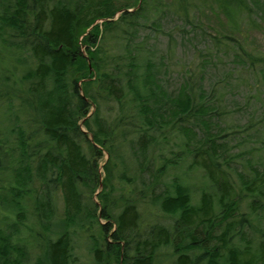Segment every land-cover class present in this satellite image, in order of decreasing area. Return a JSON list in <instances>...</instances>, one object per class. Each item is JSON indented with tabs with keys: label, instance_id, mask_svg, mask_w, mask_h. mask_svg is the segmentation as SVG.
Masks as SVG:
<instances>
[{
	"label": "trees",
	"instance_id": "16d2710c",
	"mask_svg": "<svg viewBox=\"0 0 264 264\" xmlns=\"http://www.w3.org/2000/svg\"><path fill=\"white\" fill-rule=\"evenodd\" d=\"M100 1L107 6L111 0ZM175 1L181 39L200 33L207 47L196 51L204 57L200 64L197 58L190 63L197 69L189 67L179 87L170 89L162 77L168 63L163 57L155 62L145 46L163 35L167 56L172 47L174 36L160 30L166 13L160 0H141L116 21V9L99 12L101 31L94 26L82 41L84 2L0 0V47L14 57V72L1 67L5 57L0 60V77L12 74L0 96L11 112L9 127L0 131V222L6 227L0 228V264H27L28 247L39 241L42 253L33 264H76L81 240L92 264H157L165 248L172 264H264V105L257 117L229 125L237 108L221 94L238 90L241 74L251 79L241 86L264 94V54L233 37L244 36L248 26L259 28L264 0H206L233 31L222 37L203 30L193 16L195 3ZM151 15L147 27L154 34L132 44ZM115 31L119 38L108 50L104 45ZM205 58L228 61L226 76L207 85ZM24 87L26 97L19 98ZM14 98L17 112L11 111ZM109 99L117 107L112 120L100 115ZM183 166L182 175L170 176ZM194 172L204 180L200 190L185 182ZM127 183L134 186L125 194ZM101 186L99 207L93 197ZM57 191L65 206L59 222ZM148 210L156 215L144 225ZM29 216L33 226L26 235L19 226Z\"/></svg>",
	"mask_w": 264,
	"mask_h": 264
},
{
	"label": "rangeland",
	"instance_id": "374dc122",
	"mask_svg": "<svg viewBox=\"0 0 264 264\" xmlns=\"http://www.w3.org/2000/svg\"><path fill=\"white\" fill-rule=\"evenodd\" d=\"M65 1H70V0H65ZM79 1H81V4H83L84 2L86 6L81 11V18L83 19L82 25L84 26H82V28L79 31L80 35L78 38L80 41H82L83 37H85L89 32H91L94 26H99V31H101L102 29L101 24L104 22V19H102L101 17L97 15L99 12L103 13V12H107V10L109 9H116V12L113 15L114 17L112 18L114 21H116L121 16V13L123 11L131 12L132 10L136 9L135 7L136 4H138L139 6L142 4L141 0H111L107 6H103L102 4H100L101 3L100 0H79ZM160 1L162 4L161 10L163 12H166L164 14L165 15L164 19L162 18L159 21L160 27H161L160 30L164 32L165 34L169 33L174 36L173 41L171 42L172 50L170 49L168 53L169 57L166 55L167 46H168L167 37H164L163 35H161L158 42H155L154 39L147 40L146 38L147 34L148 35L149 33L154 34L151 27L149 28L147 27L154 20L152 15L149 17V20L147 19V20H143L142 22H140L141 24L143 23L147 24L146 28L141 29L137 35L135 34L136 37L134 38V41L132 44L142 42L144 41V39L145 41L147 40V44H145L146 50H149V53L154 52V55L150 54V56L153 55L152 56L153 60L155 62H158L159 58L163 57L164 58L163 62L168 63L169 69L167 70L166 75L162 74V77L163 79H165V82H166L165 86L167 88L169 87L170 89H176L179 87V84L182 82V79H183L182 77L184 74L183 72L187 71L189 67H191L192 70L197 69L196 66H191L190 63L195 58H197L199 64L201 63V59L204 57L201 58V56L197 54L196 51L205 49L207 45L204 43L200 33L196 34L195 36L191 35V37L188 36L185 39H181L183 34H181L180 29L182 28L183 23L180 21L178 16H175L172 13L174 11V5L176 4V1L175 0H160ZM205 1L206 0H190L191 3H195L196 6L199 7L198 9L195 10V14L193 16H196V15L198 16V19H200V21L202 22L203 30L206 33L216 35L219 37H222L223 35L232 36L233 31H231L229 27V23L228 21H226L222 13L216 8V6L210 5V2L209 4H207L205 3ZM69 4L71 5V3ZM88 20H92V25L85 27V23L89 22ZM256 21L259 22L258 23L259 28L253 30V28L249 26L247 27V25L245 24L244 26L247 27L249 32H247L244 36L233 34V37L236 38L243 45L247 46L249 50L264 54V17L262 19L256 18ZM110 36H114V37L109 39L108 42L104 45L106 48H108V50L111 49L113 41L115 40L114 42V45H115L117 43L116 38H119V37H116L117 36L116 31L115 33L112 32ZM188 39H191V40L188 42ZM82 50H83L84 56L86 57L87 49H85V47L82 46ZM6 51L7 50H4L0 47V60L4 57L6 58L5 63H3L4 65H2L1 67L2 68L6 67L10 69L12 72H14L12 68V66L14 65L13 63L14 57L12 54L7 53ZM25 54L24 56H27L26 60H28L29 57L27 54L26 55ZM139 55H142V53H139ZM212 55H215V54H212ZM205 60L209 62L207 65H206L207 62L205 63V68H206L205 77H206L207 85L209 83L213 84L216 80H219L223 78V76H226L227 74L226 72L228 71V68L231 67L228 61H224L223 63H221V62H218L214 58H212V60L210 58H205ZM224 63L227 66L226 65L224 66ZM2 68H0V74L4 72ZM15 74L18 75V76H15V78L21 76V73H19L18 70L17 72H15ZM241 75H242V78H240L239 83L245 82V80H247L248 78L250 79L248 75L246 76H243V74ZM6 77L11 78L12 74L5 73V74H2V77H0V96L1 97L3 96V92H6V88L11 87L10 84L4 85V82H5L4 79H9ZM239 83L237 86L239 88L238 90L233 89V92H231L229 88L228 89L225 88L221 93L222 95L225 94L224 98L228 100L226 101L227 103L229 102V100L235 101L234 104H235V107L237 108L236 110H234L232 107H229L233 109L231 110V113H233V116L229 117V120H230L228 123L229 125H233L235 123L243 124V123H246L248 119H251V118L253 119L257 117L258 111L260 109L259 108L260 105L261 104L264 105V94L263 93L257 94V93H254L255 92L254 90L248 91V89H246L244 85L241 86V84ZM25 87L22 88L19 92H17L16 95L19 98L26 97ZM104 104L106 105H103V109H101L100 115L104 116L107 120L114 119V117L117 115L116 114L117 107L114 105V103H110V99ZM11 106H13L11 110L12 112L18 111V108H19L18 98L13 99ZM109 109H112V111H110ZM94 110H95V106H92L89 114L91 115ZM9 113L11 112L7 110V103L5 101L4 102L0 101V131H3L4 129L9 127L8 125L11 120L10 119L11 117H9ZM18 115H20V118H22L23 121L30 119V116H31L30 114L25 115L23 113L21 114L18 113ZM30 127H31L30 129H32V126ZM82 130L85 131L84 127H82ZM87 138H89V141H92V138H90L89 135H87ZM9 139L12 141L14 137H10ZM170 145H172V147L174 148L172 140H171ZM176 149L177 148H175V150ZM128 156L129 155L127 154L126 155L127 159H126L125 164L128 163L129 166L132 167L133 166L132 159H130ZM107 157H108L107 152L104 151L102 154V157L98 159V164H99L98 173L101 176L100 181L105 176L103 165L105 164ZM185 170H186V167L183 166L182 169L174 170L175 172L170 173V176L174 174L182 175ZM190 178L191 179L188 181V183L187 181L185 182L186 184L190 185L192 190H195V189L200 190L201 187L204 185V180L202 179V177H200L198 173L196 172L191 173ZM133 186L134 185H130V183L124 184V186L122 187L124 190V193L128 194V192L133 188ZM114 187L116 189V181L114 182ZM117 187H119V185H117ZM101 190H102V186L99 187L95 191V196L93 197V201L96 204H98L99 207L101 206V204L97 197H98V193H101ZM54 206H55V211H56L54 221L59 222L63 220L65 206L63 205L62 195L58 191L55 193ZM155 213H156L155 210L153 211L148 210L147 213H144L141 219L142 223L144 225H147L148 223H152V219H154L156 215ZM28 218L29 219L26 220L22 226H19V229L22 230L23 233L25 234L26 232H28L29 230L28 228L33 226V219L30 216ZM158 219L162 221L163 218L159 217ZM163 220H165V218ZM0 221H1V216H0ZM101 223H104V221L101 220ZM0 228L5 229L6 227L4 224H1L0 222ZM35 233H37L36 229H35ZM19 235L23 237L22 236L23 234H19ZM26 235L23 238H26L31 243L32 240L30 239L32 238L31 237L28 238V236ZM81 241L82 242H77V245L75 246V255L77 257L76 264H92L90 257L88 256L87 249H86V243H85L86 241L84 243H83V240ZM40 243L41 241H39V244L32 243L31 245L33 246L28 247L27 252H28L29 261L27 262V264H33L34 258L36 259V257L42 253V248L40 247ZM171 258H172L171 253L169 252L168 249L165 248L164 250L160 251V253L157 255L156 263L157 264H172Z\"/></svg>",
	"mask_w": 264,
	"mask_h": 264
}]
</instances>
